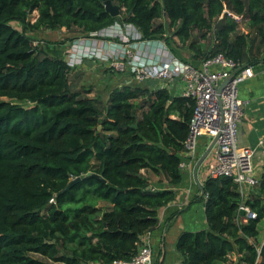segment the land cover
I'll use <instances>...</instances> for the list:
<instances>
[{"label": "trees", "instance_id": "trees-1", "mask_svg": "<svg viewBox=\"0 0 264 264\" xmlns=\"http://www.w3.org/2000/svg\"><path fill=\"white\" fill-rule=\"evenodd\" d=\"M110 1L116 16L101 0H0V264L133 257L183 180L194 108L192 99L133 81L114 86L102 103L88 96L91 87L76 85L82 71L74 74L54 44L33 43L26 27L65 28L74 40L130 24L136 41L164 40L198 63L218 53L243 65L264 62V0ZM202 187L207 226L178 235L183 264L225 263L231 253L238 263L254 264L259 255L264 264V159L244 201L255 218L241 217L231 177H206Z\"/></svg>", "mask_w": 264, "mask_h": 264}, {"label": "built area", "instance_id": "built-area-1", "mask_svg": "<svg viewBox=\"0 0 264 264\" xmlns=\"http://www.w3.org/2000/svg\"><path fill=\"white\" fill-rule=\"evenodd\" d=\"M126 28L136 29L130 24H126L124 29ZM101 32L107 33L109 37L118 34L114 25L99 33ZM99 33H90L89 36L72 40L67 48L68 55L66 56L67 64L70 67L80 64L84 58L105 56L96 48L89 50L87 46H84L86 53L82 54L81 47H78L81 41L92 43L94 37ZM139 37L140 35L136 39ZM125 38L127 37L125 36ZM163 47L165 48V46ZM121 50L122 54H113L112 52L104 59L111 58L108 66L130 75V81L141 83L148 79L164 81L180 79L182 88L178 95L194 101L188 133L183 142V157L191 158L195 155L200 137H206L208 143L216 137V141L205 159V178L231 177L237 184L241 195L238 205L241 217L255 218L256 214L244 201L248 191L258 184L261 175L255 171L253 163L256 148L239 146L237 143L238 128L244 113V102L239 96V87L244 81L253 77L252 66L236 62L222 53L209 57L198 64H193L168 51L162 59L146 61L137 55L129 54L124 48ZM226 79L229 81L221 90L220 101H218L217 88ZM257 147L264 156L263 139L258 141ZM185 166L186 162L182 161L180 167L184 169ZM138 246L137 253L130 259H117L110 264H153L150 243L141 238V243ZM258 260L259 255L254 264H259Z\"/></svg>", "mask_w": 264, "mask_h": 264}, {"label": "crops", "instance_id": "crops-1", "mask_svg": "<svg viewBox=\"0 0 264 264\" xmlns=\"http://www.w3.org/2000/svg\"><path fill=\"white\" fill-rule=\"evenodd\" d=\"M123 26L125 27V25ZM115 28L119 35L109 37L107 33L103 32L94 37V41L90 44L81 41L78 46L81 47V53H86V47L84 46H87L89 50L96 48L103 55H109L112 52L114 54L124 48L129 54L137 55L146 61L162 59L166 56L167 51L174 54L167 47L164 40L130 41L131 34H128L129 32L125 30L126 34L123 35L120 23L114 25ZM137 34L140 35L139 32ZM121 37L123 38L122 41L120 40ZM71 42L72 40L68 42L69 45ZM175 49L180 59H188L193 64L198 63L192 60L188 51L183 49L184 53H181V48ZM90 59L84 58L78 65L82 66L88 61L92 62ZM252 68L253 77L244 81L239 87V96L244 102V113L238 128L237 143L239 146L256 148L253 163L255 171L260 174L262 173L264 156L257 145L259 140H264V62L252 66ZM142 85L151 90L166 88L172 95H178L182 88V82L178 78L170 81L148 79L142 82ZM209 144L206 137H200L195 155L191 158H183L182 161L186 162L183 169V180L180 184L171 187L175 193L174 199L158 209V225L156 228L141 236L143 240L148 241L151 245L153 264H183V259L176 250L178 235L183 231H196L207 226L204 213L205 196L200 187L205 179V159L198 167H196V163ZM153 177V180L158 179V176ZM159 185H165V180L163 179ZM260 240L264 241V239ZM228 258L227 262L219 264H242L238 263V255L235 253L229 254Z\"/></svg>", "mask_w": 264, "mask_h": 264}, {"label": "rangeland", "instance_id": "rangeland-1", "mask_svg": "<svg viewBox=\"0 0 264 264\" xmlns=\"http://www.w3.org/2000/svg\"><path fill=\"white\" fill-rule=\"evenodd\" d=\"M34 14L36 15V13H33L29 16V19L31 20V22L33 21ZM10 24L16 29L21 30V25L18 22L12 21ZM121 27H122L121 32H123V35L126 34L125 30H127L131 34L132 38H130V41L135 40L138 37L136 30L124 29V26L122 25ZM25 34L29 36L31 39H33V43L35 44L36 43L41 44L45 42H50L54 44L55 47H58L61 50L62 55L65 56V58L68 55V51H67V48L69 46L68 42H70L71 41L70 39L74 37V32L72 30L67 31L65 28L54 29V30L41 29L40 31H30L26 27ZM122 39L123 38L121 37L120 40L122 41ZM180 51L181 53H184L183 50H180ZM116 53L122 54V50H118ZM107 55L101 58L93 57L90 59L92 60V62L88 61L82 66L76 65L72 67L73 68L72 71L74 74L78 72L81 73L82 71L80 79L79 77L78 79H76L77 77L73 76L74 79L78 81L76 82V85H78V87L79 85H83L84 87H91L92 90L91 92H89L88 96L98 97L102 103L106 101L108 92L114 86L125 83L126 81H130V77H131L130 75L126 73L116 71L113 68L109 67L108 63L111 58L104 59V57H106ZM150 177H151L152 183L155 184L158 179L153 180L154 178L153 175H150ZM98 204L103 205V206L106 205V203L102 201H99ZM258 231H259L258 239L263 240L264 239V218L258 223ZM259 242L262 243L261 240ZM51 264H64V263L59 262V263H51Z\"/></svg>", "mask_w": 264, "mask_h": 264}, {"label": "water", "instance_id": "water-1", "mask_svg": "<svg viewBox=\"0 0 264 264\" xmlns=\"http://www.w3.org/2000/svg\"><path fill=\"white\" fill-rule=\"evenodd\" d=\"M101 1L103 2V5H104L105 10H106L108 13H110V15H112V16H116V15L119 14V7H118L117 5L112 4L110 0H101ZM228 81H229L228 79L224 80V81L219 85V87L217 88V98H218V101H220V92H221V90L224 88V86L226 85V83H227ZM100 128H101V127L98 126V129H100ZM215 141H216V137L212 139V141L210 142V144L208 145V147L206 148V150L204 151V153L202 154V156L200 157V159L197 161V163H196V167H198V166L204 161V159H206V157L208 156V154H209V152H210V150H211L213 144L215 143ZM88 175H89V174H88ZM94 176H95L96 178H98L99 180H101V181H105L100 175H94ZM79 179H80V177H77L76 179L72 180V181L69 183V185H68V187H67L66 189L70 188L71 185H72L75 181H78ZM200 187H201V192L203 193L204 190H203L202 186H200Z\"/></svg>", "mask_w": 264, "mask_h": 264}]
</instances>
